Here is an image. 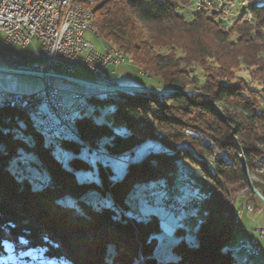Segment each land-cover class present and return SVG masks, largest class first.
I'll use <instances>...</instances> for the list:
<instances>
[{
  "label": "trees",
  "instance_id": "16d2710c",
  "mask_svg": "<svg viewBox=\"0 0 264 264\" xmlns=\"http://www.w3.org/2000/svg\"><path fill=\"white\" fill-rule=\"evenodd\" d=\"M257 1L246 0L233 19L214 7L186 19L177 9L192 0L94 1V33L173 91L161 104L135 92L87 97L112 103L120 130L86 110L73 114L76 138L53 134L67 159L27 114L0 107V264H238L222 245L234 230L224 216L228 191L247 186L243 165L264 196V0ZM239 68L246 72L237 75ZM99 140L107 154L101 163L80 155L86 147L93 157ZM132 149L127 163L122 156ZM197 154L211 156V164ZM183 163L212 187L196 245L180 240L171 259L159 260L158 222L136 219L129 199L148 182L174 185Z\"/></svg>",
  "mask_w": 264,
  "mask_h": 264
},
{
  "label": "built area",
  "instance_id": "2783aa9c",
  "mask_svg": "<svg viewBox=\"0 0 264 264\" xmlns=\"http://www.w3.org/2000/svg\"><path fill=\"white\" fill-rule=\"evenodd\" d=\"M230 2L215 0L214 6H205V0H193L190 5L197 7V10L214 7L223 10L227 16L230 9L227 5ZM53 19H60V27H53ZM0 30L4 33L0 50L10 62L8 68L37 73L42 84L38 91L30 94L0 91V99L19 103L39 102V109H30L33 120L45 122L50 131H70L68 109L82 93L72 92L71 103L65 104L60 90L54 84L56 80H65V76H72L78 67H83L94 76L96 83L113 85L112 80L106 76V68L129 63L124 61L120 52L106 47L102 51L94 48L85 37L90 31L84 28L83 13L74 11L67 0H0ZM29 44L33 45L32 51H25L21 56L11 51L15 45L25 47ZM24 59H39L40 62L31 67H20L19 62ZM202 142L208 145V141ZM218 154L225 156L224 153ZM97 156L101 159L100 153ZM127 157L123 156L124 160ZM201 181L193 176H185L180 179L181 188L191 194ZM157 188L164 193L162 206L167 212L179 214L181 209L201 205L199 198H179L176 190L163 183L158 184ZM245 209L250 212L251 206L247 205ZM257 230L259 232V228ZM243 247L249 256L258 254L255 241H246Z\"/></svg>",
  "mask_w": 264,
  "mask_h": 264
},
{
  "label": "rangeland",
  "instance_id": "374dc122",
  "mask_svg": "<svg viewBox=\"0 0 264 264\" xmlns=\"http://www.w3.org/2000/svg\"><path fill=\"white\" fill-rule=\"evenodd\" d=\"M94 1L95 0H89L87 4H83L85 6H83L82 4L81 5L87 9H92ZM213 1L215 2V0H211V5H212ZM242 1H244L246 4V0H231L230 5H227L230 7V9L228 11V17L230 19H233V17L236 16L243 9L244 6H242V4H241ZM195 10H196V7H193V5H190L189 8H187V9H184V8H178L177 9V11L179 13L183 14L186 17V19H191ZM92 11H93V9H92ZM92 32L94 33L93 30H92ZM86 39L94 45V48L96 50H98V51L103 50V46L105 45V43L103 42V40H99V39H101V37L99 35L97 36V35L92 34L91 32H88L86 35ZM109 47H111V46H109ZM123 57H124V61L128 62L127 60L129 59V56L123 54ZM131 60H132V58H131ZM32 61H33V64L40 62L39 59H35ZM131 64H133V62ZM136 69H138V68L136 67ZM244 72H246V71H245V69H242V68H239L238 70H236L237 75H243ZM105 73H106V76L108 75L109 77H112L115 80V82H117V84H119V85L125 84V83H122L121 81H116V77L109 74V69H106ZM21 75H25L24 77H27V79H23L21 81V85H20L21 87H28V86L31 87L34 84H37V80H35V79L30 80L29 79V77H31V75H27V74H21ZM32 77H35L36 79H38L36 76H32ZM137 77L140 78L141 80L147 81L148 84L149 83L152 84V83L156 82L155 79H152V78L149 81L148 78H147L148 79L147 80V79H143L139 76H137ZM95 80H94V82H95ZM115 82H113V83H115ZM54 84L60 90L63 98H64L65 94L67 92H71V90L73 92H80V90H81V91H83V94H85L87 97L97 98L98 100H101V101L104 100L105 98H113V95L115 94V92H107V90H104L101 88L87 87V86H83V85H80V84H77L74 82H69V81H64V80H56L54 82ZM153 88H162V87L156 86ZM125 92L127 94H133V92L132 93L128 92V91H125ZM119 93H123V92H119ZM136 93L146 95L148 97H152L151 99H153L154 101H156L157 103H160V104L163 103V95L167 94V93L161 94V93L135 92L133 95H135ZM92 95H94L95 97H92ZM133 95H130V96H133ZM63 101L66 102L65 98L63 99ZM84 104H85L84 110L87 111V114H90V115L96 117L101 122L108 123L109 125H111L113 128H115L118 131L120 130L119 127L121 126V124L113 122L112 117H111V111L113 108L112 103H103V102L85 100ZM7 108H9V107H7ZM16 110L20 111V109H16ZM22 112L27 114L25 111H22ZM81 112H83V110ZM73 114L77 115V113H73ZM27 116L31 119L32 123L34 121L35 125H38L41 123V122H39L40 120H33V118H31L28 114H27ZM72 124H73V122H72ZM47 134H50V135L46 136V139L48 141L49 140L52 141V144H54L53 151L55 152V155L59 158L67 159L69 157L70 153L63 151L58 146V144H57L58 143V139H57L58 137L56 138V136H54L57 134L54 133V135H52L53 133H49V132H47ZM185 134L189 135L191 137H197L201 142L202 141H208L209 147L212 145V141L209 138H207L203 135H200L196 132L186 130ZM57 136H59V135H57ZM60 137H67V136H60ZM68 137H71L70 139H73V140L76 138L75 134L68 136ZM101 141L102 140H99L97 142L98 148L95 150L93 157L88 156L89 152H88L86 147H82L80 155L82 157H87V159L90 162H94V158H95L97 160V163H101L100 161H102L103 159H99V157H97V153L103 152V151H101V149H102ZM188 142L189 141L187 138H185L183 140V143H185L189 146ZM204 143L205 142H202L203 145L207 146ZM189 148H190V146H189ZM136 151L137 150H134V149L130 150L128 153L123 155V156H128L127 159L124 160V158L122 156L123 160L127 163H131L132 156L129 157V155L134 154ZM219 153L222 154V152H219ZM140 154H141V152L138 153V155H140ZM0 156H1V153H0ZM136 156H137V154L134 156V158ZM196 156L199 159L207 160V163L211 164V159H212L211 156L210 157H208V156L204 157L200 154H197ZM183 164H185V166H183L182 171H179V173L190 172L195 176L198 175L197 177H194V178H198L200 180H203V183L201 181V184H198V186L196 187L197 192L195 194L187 193V192H185V190L183 188L181 190V192H184L183 195L185 198L189 197V196L199 198L201 201V205L199 207H190V208L181 209V212L179 215L168 213L162 207V192H160L157 189L156 182H154V181L148 182L145 185H143L141 188H139L137 190V193L133 196H130V199H129L130 204H131L129 212H131V214H133L136 219H141V220L146 221L149 218H151L152 216H154L158 222L160 231L155 234L156 244H155V248L153 251V255L156 258H158L159 260L171 259L173 257L172 246L180 240H185L190 245H196V243H197L196 228H197L198 224L200 223V221L203 220L204 214H205V206L203 204V199H204V197L208 196V194L211 191L210 188L212 187V185H211L210 181L207 179V177L203 174H200V170L198 167H196L194 165H190L188 163H183ZM19 167L23 168V166H21V165ZM121 167L124 168V166H121ZM187 170H189V171H187ZM185 176H186V178L192 177L191 174L189 175L188 173H186L183 176H180L179 179L174 178V184L177 188H179L181 186L180 179L184 178ZM203 176H205V178H203ZM43 177H45V176H43ZM166 185L169 188L174 189L173 185H168V184H166ZM196 189H195V191H196ZM174 190H176V189H174ZM250 192L251 191L247 189V186H240V185L232 187L228 191L227 204H226V208L224 211V213L227 212L228 214H225L224 216H227L228 218H230L232 220V223L234 225V230H233L230 238L226 242L223 243L222 249L223 250H229L231 252V254L235 257L238 264H246L244 262V259H245L244 255L247 254V252L245 254H243V257H239L244 252L243 248H239V245H240L239 242L242 239L244 240L246 238V234H247L249 237L248 241H255L256 247L259 250L258 256H257L258 258L255 256L249 257L248 255H246V258L250 261L249 264H264V204L258 199V200H256L257 201L256 204H257L258 208H256L254 206V203L252 202L251 197L249 196V194H251ZM177 193H179V192H177ZM184 197L182 196L181 198H184ZM134 198L136 199L137 203L135 202ZM241 204H242V206H241ZM247 205L251 206L250 212H247L245 209V207ZM242 213L244 215L241 218ZM236 215L238 217V220H237L238 222L235 223ZM235 225H236V227H235ZM258 228H259L260 233L257 230ZM239 254H241V255H239ZM255 260L257 262H254Z\"/></svg>",
  "mask_w": 264,
  "mask_h": 264
},
{
  "label": "crops",
  "instance_id": "0c3cea01",
  "mask_svg": "<svg viewBox=\"0 0 264 264\" xmlns=\"http://www.w3.org/2000/svg\"><path fill=\"white\" fill-rule=\"evenodd\" d=\"M92 33V31H90ZM88 33V32H87ZM87 33L85 34V37L87 35ZM94 35H96L95 33H92ZM4 37V33L0 30V43L2 41ZM99 40H102V39H99ZM104 42V41H103ZM105 43V42H104ZM33 44H36V41H33ZM33 45L29 44L25 47H19L17 45L13 46L11 51L15 52L17 55H22L25 51H32V47ZM94 46V45H93ZM108 44L105 43V45L103 46V49L106 47L107 48ZM109 47V46H108ZM34 59H30V60H27V59H24L22 61L19 62V66L20 67H31L33 65V61ZM10 66V62L9 60L7 59L6 55L4 53L1 52L0 50V67H3V68H7ZM106 69H109V74L116 77V81H121L122 83H125V84H122V85H126V86H143V87H156L157 84L156 83H147V81L145 80H141L140 78H138L137 76L143 78V79H149V81L151 80V78L145 76L142 72H140L138 69H136V67L131 64V63H123L122 65L120 66H117V67H114V66H108ZM25 75H21L20 73H14V72H10V71H6V70H1L0 69V91H6V92H14V93H22V94H30V93H33L35 91H38L41 87V80L38 78L36 79L35 77H32L34 75H31V77H29L30 80H37V84H34L33 86L31 87H21V81L23 79H27V77H24ZM73 77H76L78 79H81V80H86V81H94V76L89 72L87 71L85 68L83 67H78L75 72L72 74ZM108 76V75H107ZM109 77V76H108ZM113 82H115V80L112 78V77H109ZM147 79V80H148ZM70 82V81H69ZM117 84V82H115ZM78 84V83H77ZM80 85H83V86H87V87H91L89 85H84V84H80ZM21 87V88H20ZM39 87V88H38ZM75 91V90H74ZM72 90L71 92H67L64 96L65 98V104H70L71 103V94H72ZM80 92L83 93V91L80 90ZM61 93V92H60ZM62 96V95H61ZM63 96H62V99H64ZM183 166H185V164H183ZM183 169V168H181ZM189 171V170H187ZM188 173L189 175L191 174L193 176L192 173L190 172H186ZM184 173V174H186ZM184 174H177L175 175V178H178L180 176H183ZM195 176V175H194ZM174 189L177 190V192H179V197L181 198L182 196L184 197V192H181L182 188L181 186L179 188H177L175 186V184L173 185ZM197 191V189H196ZM195 191V192H196ZM192 193V194H195ZM242 206V204H241ZM243 213L241 215V218L243 217ZM249 240V237L248 235L246 234V238L243 240H241L239 243V248H242L241 247V243L242 242H245V241H248ZM244 252L239 255V257H243V254L246 253V249L243 248ZM246 255L245 254V259H244V262L246 264H249L250 261L246 258ZM255 257H257L258 255H254ZM252 257V256H250ZM258 258V257H257ZM254 262H257L256 260Z\"/></svg>",
  "mask_w": 264,
  "mask_h": 264
},
{
  "label": "bare ground",
  "instance_id": "6f19581e",
  "mask_svg": "<svg viewBox=\"0 0 264 264\" xmlns=\"http://www.w3.org/2000/svg\"><path fill=\"white\" fill-rule=\"evenodd\" d=\"M260 0H258L257 2L259 3ZM68 3L72 4L73 6V10L79 13H83V19H84V28L88 31H92L91 29V20H92V10L91 9H87L75 2H73V0H67ZM242 5H245V2L242 1L241 2ZM211 5V0H205V6ZM197 9V7H196ZM53 27H60V19H53ZM108 49L111 50H115V52H119L117 49H115L114 47H107ZM120 54H122L120 52ZM124 59V57H123ZM129 63H132L131 58L129 57V59L127 60ZM135 92L132 90H122V91H117V92ZM92 97H95L94 95H92ZM87 96L83 93H80L78 96V99H76L74 104H71L70 108L68 109V118H69V128L70 131L68 130H52L50 131L48 128V125L45 122H41L40 124H38V128L40 129L39 131H43L45 133L49 132V133H55L59 136H71L73 134H75V129H74V125L72 124V115L73 113H79L83 110L84 113L85 110V100H86ZM120 99V98H117ZM0 106L1 107H9L11 109H20L21 111H25L31 118H33V112L30 109H39V102H27V103H19L16 101H10V100H6V99H0ZM34 124V121H33ZM52 134V135H53ZM106 157V153L104 152H100V158L103 159L104 156ZM98 157V156H97ZM203 183V180H202ZM225 214H228L227 212ZM238 217L236 215L235 217V223L238 222Z\"/></svg>",
  "mask_w": 264,
  "mask_h": 264
},
{
  "label": "water",
  "instance_id": "95a60500",
  "mask_svg": "<svg viewBox=\"0 0 264 264\" xmlns=\"http://www.w3.org/2000/svg\"><path fill=\"white\" fill-rule=\"evenodd\" d=\"M0 69L1 70H6V71H10V72H14V73L34 75L36 77H38V75H39V74L34 73V72H26V71H22V70L21 71L12 70V69H9L8 67L7 68L0 67ZM64 79H65L64 81H70V82H74V83H78V84L89 85V86L94 87V88H101V89L110 90V91L132 90V91H135V92H148V93H161V94H163V93H169V92H171L173 90V89L164 88V87H162V88H153V87H143V86H126V85H119V84H116V83H114L113 85H103V84L96 83L94 81L92 82V81L81 80V79H78V78L73 77V76H65ZM207 147H209V145H207ZM243 172H244L246 183H247V189L250 190L264 204V196L253 185V183L251 181V177H250L249 172H248V169H247V167L245 165H243ZM160 192H162V191H160ZM163 194L164 193L162 192V197H163ZM134 200L136 202V199H134ZM168 213H170V212H168ZM171 214H174V213H171ZM179 214H175V215H179ZM235 227H236V225H235ZM243 243H245V242L241 243V247L242 248H244L243 247ZM250 256H254V255H250Z\"/></svg>",
  "mask_w": 264,
  "mask_h": 264
}]
</instances>
